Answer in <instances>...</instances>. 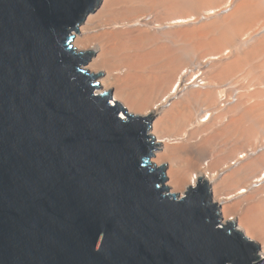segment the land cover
<instances>
[{
  "label": "water",
  "instance_id": "obj_1",
  "mask_svg": "<svg viewBox=\"0 0 264 264\" xmlns=\"http://www.w3.org/2000/svg\"><path fill=\"white\" fill-rule=\"evenodd\" d=\"M100 2L0 0V264H264L206 182L169 191L152 118L98 92L73 41Z\"/></svg>",
  "mask_w": 264,
  "mask_h": 264
},
{
  "label": "bare ground",
  "instance_id": "obj_2",
  "mask_svg": "<svg viewBox=\"0 0 264 264\" xmlns=\"http://www.w3.org/2000/svg\"><path fill=\"white\" fill-rule=\"evenodd\" d=\"M73 44L92 50L99 93L152 118L169 191L206 182L264 259V0H101Z\"/></svg>",
  "mask_w": 264,
  "mask_h": 264
},
{
  "label": "rangeland",
  "instance_id": "obj_3",
  "mask_svg": "<svg viewBox=\"0 0 264 264\" xmlns=\"http://www.w3.org/2000/svg\"><path fill=\"white\" fill-rule=\"evenodd\" d=\"M75 33V32H74ZM240 47V44L238 45V47L237 48H239ZM229 50V49H228ZM238 51V50H237ZM231 55H232V53H231ZM230 54H229V56H231ZM93 57H91L90 59H92ZM90 62V60L87 62V64ZM84 67H85V65H84ZM243 78V77H242ZM246 79H244V81H245ZM97 81H99L98 79H97ZM247 81V80H246ZM254 88H255V86H254ZM112 93V92H111ZM112 96H113V93H112ZM122 114H124L123 112H121V115ZM125 116H127L126 114H124ZM174 194H178V196L181 198V197H183L184 195H186V194H184V195H181V193H179V192H176V193H174ZM221 225H224V224H222L221 223Z\"/></svg>",
  "mask_w": 264,
  "mask_h": 264
},
{
  "label": "built area",
  "instance_id": "obj_4",
  "mask_svg": "<svg viewBox=\"0 0 264 264\" xmlns=\"http://www.w3.org/2000/svg\"><path fill=\"white\" fill-rule=\"evenodd\" d=\"M225 11L227 12V11H230V10H229V8H227V9H225ZM218 13H219V12H218ZM212 15H214V13H213ZM198 77H199V75L197 76V79H198ZM262 260H264V259L261 257L260 262H261Z\"/></svg>",
  "mask_w": 264,
  "mask_h": 264
}]
</instances>
